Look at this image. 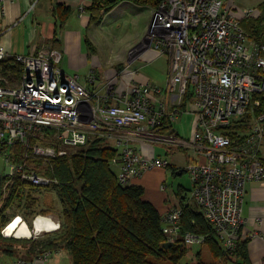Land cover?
<instances>
[{"label": "built area", "instance_id": "obj_1", "mask_svg": "<svg viewBox=\"0 0 264 264\" xmlns=\"http://www.w3.org/2000/svg\"><path fill=\"white\" fill-rule=\"evenodd\" d=\"M14 1L0 0L1 14ZM38 2L29 0L28 11ZM259 15V9L235 7L232 0H162L141 43L143 49L153 47L169 58L167 80L164 86L133 82L124 96L115 95L111 82L101 95L66 74L57 49L11 54L0 44V62L12 58L23 67L19 84H0V155L5 164L14 166L19 179L48 188L57 180L28 169L26 162L12 161L15 144L25 146V157H40L45 164L68 154L69 146L76 149L92 139L111 138L122 144L117 176L128 184L146 171L169 165L165 159L146 156L132 140L189 147L195 154L186 166L191 197H166L164 232L169 242H176L184 205L194 202L232 254L244 223L246 184L257 181L264 186V109L255 114L264 101V43L250 39L241 25L243 19ZM136 47L130 60L137 57L132 56ZM88 80L94 82V76ZM110 98L115 102L107 103ZM184 103L185 110L196 116L190 140L161 130L165 122L177 120ZM248 113L253 114L250 121ZM246 124L249 128H242ZM43 129L55 130L52 139L33 143ZM12 175L4 177L1 193L11 182L5 178ZM167 188L166 183L161 185L164 192ZM11 221L2 228L3 236L11 237L5 233ZM39 235L34 233L33 238ZM204 239L189 232L184 236L186 244H203ZM55 252L15 255L0 264H52Z\"/></svg>", "mask_w": 264, "mask_h": 264}, {"label": "trees", "instance_id": "obj_2", "mask_svg": "<svg viewBox=\"0 0 264 264\" xmlns=\"http://www.w3.org/2000/svg\"><path fill=\"white\" fill-rule=\"evenodd\" d=\"M161 1L92 0L86 10L90 15V23H93L102 21L106 13L122 2L155 8ZM258 7L262 14L243 19L241 25L250 39L264 43V2ZM71 11L70 6L55 5L54 14L59 26L64 25ZM86 42L92 48L91 41L86 39ZM22 73V65L14 59L7 58L0 62V84L16 86ZM185 107L186 103L182 108ZM263 109L264 101L261 107L256 108L255 114ZM252 117L253 114L248 113L246 120L250 121ZM247 126L248 124L242 128H249ZM168 129L169 123L165 122L161 130ZM54 132L52 129H43L31 141L48 143ZM106 142L105 138L92 139L87 145L52 158L45 164L40 157H25L26 148L22 143L12 147L10 155L14 163L26 162L28 169H35L57 180L56 184L47 189L52 188L60 198L61 226L57 231L40 238L3 236L1 229L7 223L8 209L17 204L29 208L31 212L36 203L33 193L42 189L41 186L22 181L16 174L6 177L5 180L11 179V182L0 194L2 253L30 257L47 250L66 249L72 264H179L192 245L184 242V236L189 232L205 237L204 243L198 245H206L212 256V262L203 261L200 249L197 251L195 264H217L221 261L223 264L229 261L247 264V240L238 239L234 252H227L213 226L194 202L188 201L184 205L180 237L176 242H169L164 232L163 213L155 203L146 198L144 186L119 182L113 164L120 160L121 152ZM173 170L176 171L177 168L173 166ZM178 189L177 196L181 200H188L180 193L185 188L182 186ZM21 250H24L23 254H19Z\"/></svg>", "mask_w": 264, "mask_h": 264}, {"label": "crops", "instance_id": "obj_3", "mask_svg": "<svg viewBox=\"0 0 264 264\" xmlns=\"http://www.w3.org/2000/svg\"><path fill=\"white\" fill-rule=\"evenodd\" d=\"M91 1L92 0H39L32 11H28L29 0H15L13 3H8L6 6V13L3 15L0 12V44L7 52L11 54L33 55L36 54L41 48L57 49L62 54V51L54 47L52 42L56 40L64 30V32L70 31V34L76 37L82 35L89 51L92 54H96L97 47L92 41V36L96 38L98 44L104 49L105 46H102L103 42L106 43V41H108L110 44H112V40H109V35L112 33H109V31H116L114 32V35L117 33L115 39L118 42H121L120 38L122 35L127 36V33L131 32L128 37L129 39L125 40L124 43H115V45L121 47L126 54L129 48L131 49L133 46L143 40L147 33L148 25L152 17V14H150V17L147 21H144L143 23L139 22V19L144 16V12L146 11L144 7L137 6L129 2H123L116 6L113 10L106 13L102 21L90 23V15L86 10V7L91 3ZM232 2L235 4V7L257 6V9L260 11V15L262 14V11L258 6L263 3L264 0H232ZM57 4H64L72 8L70 16L62 26H59L57 16L54 14V7ZM74 10L77 11L76 15H73ZM70 21H73V25H76L77 27L69 28ZM75 21L78 22L76 23ZM86 39H89L92 42V48L87 44ZM62 58L63 54L61 61ZM124 59V66L121 67V70L117 73L114 70L113 72H115V75L110 79H99L97 73L94 75L92 72V75L94 76V82H90L87 76L82 84L85 85L89 90L103 95L106 84L111 82L114 85L115 95L117 96H124L127 94V91H129L133 82H149L158 86L165 85L164 83L167 80L166 78L170 70L169 58L166 55L160 54L155 48H144L134 60H130L128 55L127 59L125 56ZM159 59H162L158 64L159 72L157 73H159V81H151V75L149 73L147 74L143 72L142 68L150 67ZM61 61L59 63L60 67ZM155 67L157 68V65ZM155 67L151 66L150 70L153 68L154 70H157L158 68L156 69ZM61 68L66 74L77 76L79 81V75L71 74L67 69L63 67ZM115 100V98H110L107 103H114ZM181 109L184 111H182L176 121L172 122V124H169V129L167 132H172L177 138L190 140L193 136L196 116L192 111H186L182 107ZM185 114L191 116H189L191 125L189 128H187V132L184 130L183 132L185 133L182 134L179 128H175L174 124L176 122L182 124V118ZM182 128H184L183 124ZM106 140L112 146L122 147V144L117 143L115 139L106 138ZM130 143L133 144V140ZM148 143L137 144L135 146L140 147L146 156L155 158L157 156L156 149L154 145L151 144V142ZM173 146L178 147L177 149L179 150H187V152H190L186 154L183 159L177 155H174L172 166L176 167L177 170L175 172L181 175L184 173V171L187 172L186 166L191 161H193L195 154L191 148L186 146L168 145L165 147L172 148ZM261 155L264 158V142L261 149ZM113 165L117 167L118 173L120 170V160ZM168 166H170V163ZM145 173H147V171L144 172L141 177L134 179L132 183L140 184L141 178ZM161 185L159 187V191L147 187L145 189V195L146 198L155 203V205L163 213L167 208V195L163 190H161ZM182 186L183 185L180 184L178 188H182ZM242 217L244 223L241 228L240 239L247 240V264H262L264 259V186L257 181H249L246 184V194L242 208ZM62 250L63 249L59 250L58 252H61ZM55 254L52 255L51 262L52 264H59L55 262ZM12 257L13 255L8 256L0 251V262L8 260V258L10 259ZM210 262H212V260ZM221 262H218L217 264H223V261ZM226 264L237 263L229 261Z\"/></svg>", "mask_w": 264, "mask_h": 264}, {"label": "rangeland", "instance_id": "obj_4", "mask_svg": "<svg viewBox=\"0 0 264 264\" xmlns=\"http://www.w3.org/2000/svg\"><path fill=\"white\" fill-rule=\"evenodd\" d=\"M248 1H250V0H248ZM144 8L146 11L144 12V16H142L139 19L140 23L147 21L148 18L150 17V14L153 15V11L157 7H155V8L144 7ZM254 8H257V6ZM76 14H77V11L74 10L73 15H76ZM75 22L77 23L78 21H75ZM73 24H74L73 21H70V23H69L70 27L69 28H73V27L76 28L77 27L76 25H73ZM63 32H64V30H63ZM63 32L52 43H53L54 47H56L62 51L63 58H62V61L60 64L61 67L67 69L71 74L79 75V81L81 83H83L85 81V79L87 78V76L92 74V72L94 73V75L97 73V75L99 76V79H102V80L110 79L111 77H113L115 75L114 74L115 72L116 73L119 72L121 70L120 68L124 66V64H125L124 56L126 57V59H127V55L130 58V56H131L130 51L133 47H135L137 45L135 52L132 54V56L134 55L135 57L143 49L142 48L143 42L141 41L142 43L139 42L138 44L133 46L131 49L129 48L130 50L128 49L127 53L125 54V52L122 50V48L119 47L118 45L116 46L115 43H118V44L124 43L125 40L129 39L128 37H129V34H131V32L127 33V36L122 35V37L120 38L121 42H118L115 39V36H117V33H115L116 35H114V32H116V31H113V32L109 31V33H112L109 35V40H112V44H110V42H108V41H106V43L103 42L102 46H105L104 49L98 44L96 38L92 36V41L97 47V53L92 54L89 51V49L87 48L86 43H85L82 35H80L79 37H76V36H73L72 34H70V31H66L64 33ZM146 36H147V33H146L144 38H146ZM60 38H61V40H60ZM101 43H102V41H101ZM106 55H107V58H106ZM161 60L162 59H159L156 62H154L153 65H151L154 67L157 65L158 69L156 67L155 68L158 71L154 70V68L150 70L151 66L148 68L147 67L142 68L143 72H145L147 74L149 73L151 75V81H159V73H157V72H159L158 64L161 62ZM162 65L164 66L163 63H162ZM114 70H115V72H113ZM189 116L190 115L185 114L182 118V124H183L184 128H182V124H180L179 122H176L174 124L175 128H177V129L179 128L182 134L185 133V132H183L184 130L187 132V128H189L191 125L190 124L191 123L190 122L191 116L190 117ZM148 142L149 141H146L145 143H148ZM107 144H110V143L108 142ZM133 144L137 145V144H142V143H140L139 141H136ZM148 144H150V143H148ZM151 144L154 145V147L156 149V155H157L156 157L167 160L170 163V166L162 167V168H156V169L147 171V173H145L144 176L141 178L140 184L142 186H144L145 189L147 187H149V188H152V189L159 191L160 190L159 187H160L161 183L162 184L166 183L168 185L167 192H165L167 197L168 196L173 197V196L177 195V193L179 192L178 186L181 184L184 186L185 190H182L180 193H182V195H185L186 198L191 197L192 181L190 179L189 174L186 171H184V173L179 175V174H177V172H175L173 170V166H172L174 155H177L181 159H183L186 156V154H188L190 152L189 151L187 152V150H179V149H177L178 147H176V146H173L171 148V147H165L167 145H163V144H159V143H151ZM117 148L121 152V150H122L121 146H118ZM168 148H170V149H168ZM68 150L70 152H72L74 150V147L69 146ZM113 169L116 171L118 170L115 165H113ZM33 197L36 199V203H35L34 207H32L31 212H30L29 208H27L25 206H18L16 204L13 208L8 209V211L6 213V215H7L6 221L8 222L10 220H13L14 217H16V216L17 217L21 216V218L25 219L31 227V223L33 222L34 218L37 217L39 214H43L46 216H52L56 221H59V223L61 224V207L62 206H61L60 198L57 195L56 191H54L52 188L47 189V188L43 187L41 190L33 193ZM45 213H47V214H45ZM56 230H58V229H56ZM56 230L50 231V232H55ZM50 232L41 233L38 236V238L44 237L47 233H50ZM11 237H13V236H11ZM15 238H18V237H15ZM30 238H33V236L27 237L24 239H30ZM200 249L202 251L201 252V259L203 261H206L209 263L212 260V256L210 254L209 248L206 245H204L202 247V245L192 244L189 247L188 253L182 258V260L179 264H186V263L195 264L197 262L196 254H197V251ZM23 252H24V250H21V252L19 254H22ZM33 255H35V254H33ZM54 259H55V262H57L59 264H72L71 256L66 249H63L61 252L56 253L54 255Z\"/></svg>", "mask_w": 264, "mask_h": 264}, {"label": "bare ground", "instance_id": "obj_5", "mask_svg": "<svg viewBox=\"0 0 264 264\" xmlns=\"http://www.w3.org/2000/svg\"><path fill=\"white\" fill-rule=\"evenodd\" d=\"M34 229H32L26 221L20 216H16L8 225L5 233L8 236L14 234L18 238H27L35 234H41L43 231H54L59 227V222L52 218V216H46L39 214L33 221Z\"/></svg>", "mask_w": 264, "mask_h": 264}, {"label": "water", "instance_id": "obj_6", "mask_svg": "<svg viewBox=\"0 0 264 264\" xmlns=\"http://www.w3.org/2000/svg\"><path fill=\"white\" fill-rule=\"evenodd\" d=\"M13 173H14V166L6 165L4 157L0 155V194H1V188L4 177L8 175H12Z\"/></svg>", "mask_w": 264, "mask_h": 264}]
</instances>
